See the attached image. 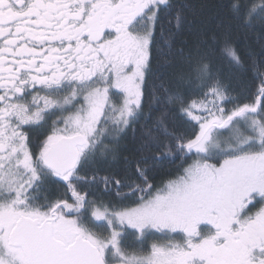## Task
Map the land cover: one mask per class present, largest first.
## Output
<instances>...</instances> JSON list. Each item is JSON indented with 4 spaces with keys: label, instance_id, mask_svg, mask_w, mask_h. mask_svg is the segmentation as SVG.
<instances>
[{
    "label": "snow or ice",
    "instance_id": "obj_1",
    "mask_svg": "<svg viewBox=\"0 0 264 264\" xmlns=\"http://www.w3.org/2000/svg\"><path fill=\"white\" fill-rule=\"evenodd\" d=\"M185 7L0 0V264H264V59L232 35L264 31V0H230L222 38L181 45L150 88L157 29L171 51Z\"/></svg>",
    "mask_w": 264,
    "mask_h": 264
},
{
    "label": "trees",
    "instance_id": "obj_2",
    "mask_svg": "<svg viewBox=\"0 0 264 264\" xmlns=\"http://www.w3.org/2000/svg\"><path fill=\"white\" fill-rule=\"evenodd\" d=\"M178 2L186 5L184 9L185 17L181 27L175 30L171 51L160 38L159 30L157 29V39L152 46V67L154 72L149 76L150 88L152 84L159 85L161 81L173 80L178 63L176 49L183 45L185 51H187L190 48H194L198 43L208 40L214 34L222 38L224 28L228 23V13L224 6L227 5L230 0H173L174 4ZM232 35L235 45L242 56L246 59L250 57L257 61L264 59V31L259 29L250 31L233 24ZM165 59L171 61V64L167 67L164 66ZM224 70L225 73H227L228 65L226 61L224 62ZM260 71L264 72V68ZM243 82L246 90L250 89L252 93H255L256 88L259 87L260 80L253 71L249 70L243 74ZM149 103L150 97L146 95L144 98L145 111L148 110ZM230 106L231 105H229V107ZM163 110L162 107L154 106V111L152 113L153 119ZM143 124L144 121L141 120L140 124L136 125L135 139L133 138L132 129H128L127 135L124 137L122 143L127 144L129 147L134 146L144 130L141 127ZM184 127H190V125ZM193 158L194 157L190 156L186 163H190ZM180 167H182V165L179 158H176L174 161L163 163L159 173L155 176L157 187H159L163 181L174 178L175 175L178 174L177 169ZM101 175H103V173H101ZM51 187V195L53 198H55L57 194V189L63 192V187L61 185H52ZM155 240H159V238H155Z\"/></svg>",
    "mask_w": 264,
    "mask_h": 264
},
{
    "label": "flooded vegetation",
    "instance_id": "obj_3",
    "mask_svg": "<svg viewBox=\"0 0 264 264\" xmlns=\"http://www.w3.org/2000/svg\"><path fill=\"white\" fill-rule=\"evenodd\" d=\"M212 162H215V161H212ZM261 206H264V201H261V202H259V203H256V204H255V207L251 208L250 211H251V212H255V211L258 210ZM175 238H179V237H175ZM145 245H146V247H147V241H145ZM146 247H145V248H146Z\"/></svg>",
    "mask_w": 264,
    "mask_h": 264
},
{
    "label": "rangeland",
    "instance_id": "obj_4",
    "mask_svg": "<svg viewBox=\"0 0 264 264\" xmlns=\"http://www.w3.org/2000/svg\"><path fill=\"white\" fill-rule=\"evenodd\" d=\"M154 237L161 239V237H159V236H151V237H149L148 240H147V247L145 248V250H148V248L150 247L151 243L153 241H156ZM176 239H179V238H176Z\"/></svg>",
    "mask_w": 264,
    "mask_h": 264
}]
</instances>
